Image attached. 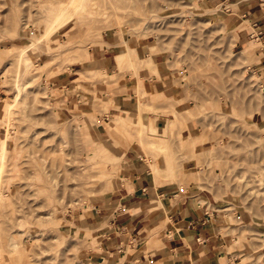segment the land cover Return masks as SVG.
I'll list each match as a JSON object with an SVG mask.
<instances>
[{
	"label": "rangeland",
	"instance_id": "1",
	"mask_svg": "<svg viewBox=\"0 0 264 264\" xmlns=\"http://www.w3.org/2000/svg\"><path fill=\"white\" fill-rule=\"evenodd\" d=\"M70 1L0 0V139L15 86L20 88L0 165V264H115L99 255L108 231L96 219L95 205L122 180L104 175L112 163L106 153L92 158L100 145L120 158L125 175L129 167L122 156L132 149L145 157L154 177H168L174 170L168 155L210 141L203 152L208 172L245 206L264 211V92L248 70L252 50L248 59L233 46L234 24L220 11V0ZM64 8L68 15L61 21H68L40 41ZM69 14L74 18H66ZM105 35L116 39L117 53L136 39L147 42L150 54L162 53L178 97L164 98L162 106L141 90L137 110H125L123 120H115L123 125L118 129L108 126L100 100L93 104L82 97V107H76L74 98L73 110L61 111L56 80L86 61ZM129 49L133 59L116 63L120 76L144 66ZM101 70L77 73L74 84L100 95L101 85L120 79ZM159 108L173 118L163 136L148 117ZM193 118L202 135L182 136Z\"/></svg>",
	"mask_w": 264,
	"mask_h": 264
},
{
	"label": "crops",
	"instance_id": "2",
	"mask_svg": "<svg viewBox=\"0 0 264 264\" xmlns=\"http://www.w3.org/2000/svg\"><path fill=\"white\" fill-rule=\"evenodd\" d=\"M219 5L225 19L234 24V48L248 59L252 50L248 70L260 79L264 92V0H220ZM102 42L99 49H91L86 61H78L69 68L71 74H62L56 80L59 102L64 103L61 111L73 110L74 98L76 107L81 106L82 97L84 102L93 104L100 100L106 109L104 117L110 118L108 126L118 129L123 125L115 120H123L121 113L125 110H137L141 90L162 106L164 98L177 96L164 55L150 54L147 42L136 39L128 44L144 66L134 72L126 70L121 76L114 59L116 39L105 35ZM99 67L109 77L119 75V83L115 81L118 86L101 85L105 91L98 96L74 84L78 78L74 75ZM183 105L177 104L176 108ZM159 109L158 114L148 113V117L157 127L156 134L163 136L167 121L173 118L169 110ZM191 131L202 135L198 118L190 119L180 133L188 136ZM208 142L196 143L184 153L175 151L168 155L174 166L168 177H154L145 157L132 149L125 150L122 156L129 167L126 175L120 170V158L106 152L103 145L92 152L93 159L105 153L111 157L105 176L116 174L122 181L131 178L125 183L120 181L95 205L96 219L108 231L107 237L102 238L103 250L99 255L110 257L109 261L115 264H264V211L245 206L240 197L226 192L225 184L208 172V158L203 154ZM218 173L215 169L214 174Z\"/></svg>",
	"mask_w": 264,
	"mask_h": 264
},
{
	"label": "bare ground",
	"instance_id": "3",
	"mask_svg": "<svg viewBox=\"0 0 264 264\" xmlns=\"http://www.w3.org/2000/svg\"><path fill=\"white\" fill-rule=\"evenodd\" d=\"M72 1V0H71ZM70 1V2H71ZM74 1H76V0H74ZM77 2H79V1H76L74 4H77ZM83 2V1H82ZM81 2V3H82ZM69 3V2H68ZM80 3V2H79ZM71 4V3H70ZM69 4V5H70ZM73 4V5H74ZM66 6H67V2H66V4H65ZM78 5V4H77ZM83 5V4H82ZM63 7H64V5H63ZM73 7V6H72ZM80 7L81 8H83L81 5H80ZM80 7H78V9H77V6H76V9L77 10H79V9H81ZM62 8V7H61ZM71 8V7H70ZM72 9V8H71ZM74 9H75V7H74ZM84 9V8H83ZM61 10V9H60ZM59 10V11H60ZM76 10V12H78ZM64 11H65V8H64ZM83 11V10H82ZM85 11V10H84ZM66 12V11H65ZM65 12H63V10H62V15H61V13H60V15L57 17V18H53L52 20H50V21H53V22H51V24L49 23L48 25H49V27H46V31L45 32H43L44 34L39 38L40 39V41H43V40H46L48 37H50L55 31H56V27H60V25L58 24L59 22H60V24H64V22L66 23V21H68L67 19H66V21H61L63 18V16H66V15H68L67 14V12L65 13ZM70 11H68V13H69ZM65 13V14H64ZM71 13V12H70ZM80 13V12H79ZM55 14V13H54ZM72 14V13H71ZM71 14H69V16H67L66 18H68V17H70V15ZM73 14H78V13H73ZM72 14V15H73ZM57 15V14H56ZM55 15V16H56ZM73 17V16H72ZM72 17H70L71 19H73ZM78 16H76L75 17V19L77 18ZM80 17V16H79ZM65 18V17H64ZM82 17H80V18H77V21L78 20H80ZM84 18V17H83ZM83 18L81 19V20H83ZM70 19V20H71ZM76 21V20H75ZM62 22V23H61ZM80 22H82V21H80ZM38 39V40H39ZM38 41H36V43H37ZM33 46H36L35 44L33 45ZM31 47V46H30ZM32 48V47H31ZM30 49V48H29ZM26 51H28V50H26ZM25 53V52H24ZM240 54H243V53H240ZM20 59V58H19ZM114 59H115V61H116V63H117V65L119 64V62L123 59V61H126V64H127V61L128 60H130V59H133V56L131 55V52H130V49H129V46H127L126 45V47H125V49L124 50H122L121 52H119V53H117L116 55H115V57H114ZM134 61V60H133ZM19 77V76H18ZM16 81V80H15ZM25 84V83H24ZM23 84V85H24ZM15 89H16V92H15V96H13V100H12V103L10 104V106H9V108H8V111H7V113H6V118H5V120H4V122H3V124H4V126L6 127L7 126V129H6V132H7V130H8V127H11V126H13V108H14V106H16L18 103H19V100H18V96H19V87L18 86H15ZM21 92H23V91H21ZM140 94H142V92H140ZM144 94V93H143ZM149 126H150V128H154L155 127V125H151V124H149ZM15 129V128H14ZM6 132L3 134V136L1 137V139H0V165H2L3 164V162L5 161V158L7 157V153L5 152V146H6V141H7V136H6ZM17 150V149H16ZM16 152V151H15ZM15 156V159H14V157H13V155H12V157H13V159L14 160H12L11 159V161H12V165L13 166H16L17 165V154L16 155H14ZM152 170H154V165H153V163H152ZM13 172H15V171H13ZM11 180V179H10Z\"/></svg>",
	"mask_w": 264,
	"mask_h": 264
}]
</instances>
